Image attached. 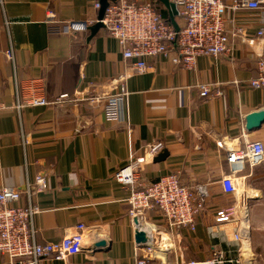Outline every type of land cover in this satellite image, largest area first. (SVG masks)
Returning a JSON list of instances; mask_svg holds the SVG:
<instances>
[{
  "label": "crops",
  "instance_id": "0c3cea01",
  "mask_svg": "<svg viewBox=\"0 0 264 264\" xmlns=\"http://www.w3.org/2000/svg\"><path fill=\"white\" fill-rule=\"evenodd\" d=\"M96 2L100 0L0 4V187H18L24 204L27 184L38 173L45 174L47 188L34 195L40 208L34 216L39 243L61 239L78 223L97 227L86 235L78 254L66 260L44 258L39 264H136L144 241L137 239L128 216L130 189L114 175L129 166L132 156H146L158 141L168 155L160 162L147 157L137 167L139 176L153 181L178 173L185 185L208 183L211 194L196 228L172 227L174 248L154 259L189 264L217 252L221 264H264V161L253 167L248 161L229 163L227 149L217 144H264V124L250 132L245 122L247 114L264 109V89L249 86L258 75L257 58L264 53V38L257 35L258 12H228V31L236 19L246 26L249 39L244 43L233 37L232 55L201 56L195 70L158 58L145 73L135 74L104 27L91 36L100 10ZM158 9L167 11L163 4ZM48 11L55 14L53 29ZM176 21L182 24L178 16ZM71 23L88 26L72 30L67 26ZM10 48L13 61L6 54ZM201 83L212 88L208 98L199 95ZM122 85L129 92L128 123L106 120L101 107L79 96H107ZM217 91L222 94L215 95ZM65 93L71 99L61 103L27 104L31 96L52 101ZM229 174L243 177L247 191L255 194L249 200V234L241 252L233 226H226L227 238L210 231L217 210L234 201L221 184ZM138 221L146 238L154 226L166 225L157 208ZM101 239L106 246L95 250L93 244Z\"/></svg>",
  "mask_w": 264,
  "mask_h": 264
},
{
  "label": "built area",
  "instance_id": "2783aa9c",
  "mask_svg": "<svg viewBox=\"0 0 264 264\" xmlns=\"http://www.w3.org/2000/svg\"><path fill=\"white\" fill-rule=\"evenodd\" d=\"M159 0H116L111 2L105 11L102 23L110 36L115 38L122 50V57L130 61V68L135 74L145 73L152 60L168 58L173 64L186 70H195L197 60L201 56L215 58L233 54L232 39L240 37L249 43L246 26L233 21V30L227 29V14H238L241 10L258 12L259 27L257 35L264 38V0H171L178 9V17L182 20L177 31L169 19L163 17L158 9ZM161 3V2H160ZM4 4V0H0ZM100 8V2L95 3ZM47 20L55 28V14L47 12ZM55 23V24H53ZM72 30L86 29L88 24L67 25ZM9 60H14L13 48L7 51ZM258 75L249 81V86L264 89V53L257 58ZM212 88L208 83L199 84V95L208 98ZM217 91L215 95H221ZM95 107H101L105 119L111 122L128 123L129 92L121 86L118 92L107 96L84 97ZM71 99L68 93L50 101L44 96H31L27 100L30 105H50ZM18 108L21 103L17 102ZM129 128V124H127ZM227 149V161H248L251 167L264 161V144L259 140H251L244 147H233L224 141L217 143ZM225 145V146H224ZM164 143L158 141L148 148L146 156L131 157L129 166L120 168L114 178L130 189L128 198V216L136 230H143L140 218L146 212L157 208L165 219V226H154L150 237L141 247V254L136 264H167L157 261L160 255L174 248L175 240L172 227L182 226L192 230L196 228V220L204 211L210 197L208 183L185 185L178 173H169L153 181L143 180L137 167L147 162V157L154 158ZM223 190L234 197L228 207L217 210L214 224L210 231L216 235H228L227 225L233 226V240L241 252L243 239L249 234V200L255 197L247 191L243 177L233 174L221 179ZM47 179L44 173H38L32 184H27V202L20 203L22 190L15 186L0 187V264H39L44 258L66 260L82 251L87 234L94 233L96 226L78 223L72 232L66 233L61 239L39 243L34 226V216L40 212L34 201V195L45 191ZM219 231V232H217ZM148 235V234H147ZM224 260L214 252L203 262L189 264H221ZM248 264L249 261L247 262Z\"/></svg>",
  "mask_w": 264,
  "mask_h": 264
},
{
  "label": "water",
  "instance_id": "95a60500",
  "mask_svg": "<svg viewBox=\"0 0 264 264\" xmlns=\"http://www.w3.org/2000/svg\"><path fill=\"white\" fill-rule=\"evenodd\" d=\"M116 0H100V10L97 18V22L90 27L91 30V36L94 35L100 28H103L104 25L102 23V19L104 18L105 11L107 7L110 5L111 2H115ZM161 4L165 6L168 12V19L171 22V24L174 26V28L179 31V25L176 21V17L178 16V9L176 4L171 0H159ZM245 122H246V129L250 132H253L257 129H260L261 126L264 124V109L256 110L254 112H251L245 116ZM168 155L167 149H162L155 157V162H160L165 159V157ZM136 237L139 241H146V235L144 231H141L139 229L136 230ZM106 246V241L101 239L97 240L93 244V248L95 250H99L102 247Z\"/></svg>",
  "mask_w": 264,
  "mask_h": 264
},
{
  "label": "trees",
  "instance_id": "16d2710c",
  "mask_svg": "<svg viewBox=\"0 0 264 264\" xmlns=\"http://www.w3.org/2000/svg\"><path fill=\"white\" fill-rule=\"evenodd\" d=\"M159 4H161V3L159 2ZM161 13H162V15H163L164 18L168 19V12L167 11L161 10Z\"/></svg>",
  "mask_w": 264,
  "mask_h": 264
},
{
  "label": "rangeland",
  "instance_id": "374dc122",
  "mask_svg": "<svg viewBox=\"0 0 264 264\" xmlns=\"http://www.w3.org/2000/svg\"><path fill=\"white\" fill-rule=\"evenodd\" d=\"M244 181V180H243Z\"/></svg>",
  "mask_w": 264,
  "mask_h": 264
}]
</instances>
